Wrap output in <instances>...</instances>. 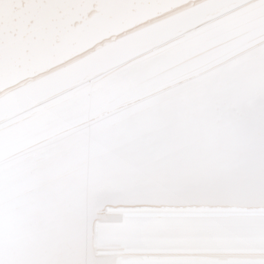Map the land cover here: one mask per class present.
Listing matches in <instances>:
<instances>
[{
  "label": "bare ground",
  "instance_id": "6f19581e",
  "mask_svg": "<svg viewBox=\"0 0 264 264\" xmlns=\"http://www.w3.org/2000/svg\"><path fill=\"white\" fill-rule=\"evenodd\" d=\"M163 259L264 262V0H0V264Z\"/></svg>",
  "mask_w": 264,
  "mask_h": 264
},
{
  "label": "water",
  "instance_id": "95a60500",
  "mask_svg": "<svg viewBox=\"0 0 264 264\" xmlns=\"http://www.w3.org/2000/svg\"><path fill=\"white\" fill-rule=\"evenodd\" d=\"M251 216H259V215H251ZM163 217H165V216H163ZM171 217L178 218V217H181V216H171ZM182 217H193V216H182ZM190 253H191L190 257L195 258L194 257L195 253L194 252H190ZM185 256H189V255H185ZM150 264H191V263H184L181 259L180 260H176V261H171L169 259H163V260H154Z\"/></svg>",
  "mask_w": 264,
  "mask_h": 264
},
{
  "label": "snow or ice",
  "instance_id": "6c2138e0",
  "mask_svg": "<svg viewBox=\"0 0 264 264\" xmlns=\"http://www.w3.org/2000/svg\"><path fill=\"white\" fill-rule=\"evenodd\" d=\"M221 264H264V262L254 260H232L221 262Z\"/></svg>",
  "mask_w": 264,
  "mask_h": 264
}]
</instances>
